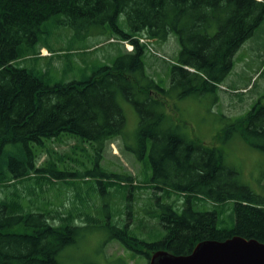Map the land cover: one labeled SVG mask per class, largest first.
Masks as SVG:
<instances>
[{
    "label": "trees",
    "instance_id": "obj_1",
    "mask_svg": "<svg viewBox=\"0 0 264 264\" xmlns=\"http://www.w3.org/2000/svg\"><path fill=\"white\" fill-rule=\"evenodd\" d=\"M51 18L76 37L96 34L127 42L132 50L119 51L111 63L86 78L48 84L19 62L37 55L44 24ZM263 20L264 0H0V187L36 174L38 182L48 176L111 177L124 188L122 226V207L100 223L82 212L23 213L18 203L0 200V264H60V253L84 231L73 224L81 216L104 228L107 240L143 256L147 264L157 251L188 255L204 240L240 236L264 243V185L262 193L254 192L238 169L226 165L223 150L184 136L163 100L172 99L171 91L177 89L178 98L217 89L230 74L234 55ZM171 35L177 38L179 52L165 89L146 73L149 45L143 40L165 42ZM262 98L233 120L222 136H236L264 154ZM121 100L130 103L138 117L131 152L137 159L147 155L150 164L144 187L157 208L150 217L162 230L150 242L139 238L130 225L133 195L140 188L130 175L105 173L98 164L105 146L123 137L126 117ZM68 135L93 145L94 168L81 173L79 162L74 171L62 172L49 161L37 167L38 149ZM173 193L183 197L180 212L174 200L169 201ZM195 197L232 202L233 226H221L214 210H197Z\"/></svg>",
    "mask_w": 264,
    "mask_h": 264
},
{
    "label": "rangeland",
    "instance_id": "obj_2",
    "mask_svg": "<svg viewBox=\"0 0 264 264\" xmlns=\"http://www.w3.org/2000/svg\"><path fill=\"white\" fill-rule=\"evenodd\" d=\"M124 20L121 15L120 21ZM43 30L45 34L35 48L37 55L23 59L19 65L43 76L48 84L81 80L100 65L111 63L119 51L132 50L127 42L96 34L85 39L76 37L71 29L58 25L52 18L44 24ZM143 43L149 45L144 56L146 73L161 87L169 88L171 65L177 61L179 52L177 38L171 35L165 42H147L144 39ZM43 46L46 47L45 51H42ZM179 91H171L172 99H163L165 111L172 116L174 125L179 126L187 138L223 150L226 165L238 169L242 181L254 192L262 193L260 185H264V154L251 149L236 136L224 139L222 135L233 120L242 117L255 101L264 96V20L236 52L230 74L217 89L184 98H178ZM153 96L157 97L155 93ZM261 100L264 101V98ZM120 104L126 117L123 137L105 146L98 164L105 173L130 175L140 188L133 195L130 225L139 238L150 242L155 234L162 232L157 220L150 217L151 210L157 208L154 201L151 202L149 190L144 187L151 175L150 164L147 155L137 159L131 152V148H135L138 117L130 103L121 100ZM7 149L10 152L14 150L12 147ZM95 154L93 145L68 135L38 149L35 163L37 167H43L48 161L54 162L59 171L72 172L82 162L80 170L77 169L82 173L94 168ZM34 175L18 180L7 188L0 187V200L18 203L23 213L54 210L77 216L82 212L99 219L100 223L122 207L120 223L121 226L124 224V188L120 186V181L99 176H66L59 179L48 176L38 182ZM109 181H113L112 185L108 184ZM170 199L174 200L180 212L183 197L173 193ZM161 201L169 203L167 199ZM192 201L197 210L216 211L221 226H233L232 202L212 203L203 197H195ZM82 218H75L73 224L84 231L75 244L60 253V264H147L143 256L128 252L119 243L107 240L109 234L104 228H99L96 223H87ZM57 223L55 220L54 224Z\"/></svg>",
    "mask_w": 264,
    "mask_h": 264
},
{
    "label": "water",
    "instance_id": "obj_3",
    "mask_svg": "<svg viewBox=\"0 0 264 264\" xmlns=\"http://www.w3.org/2000/svg\"><path fill=\"white\" fill-rule=\"evenodd\" d=\"M148 264H264V243L240 236L224 241L204 240L188 255L157 251Z\"/></svg>",
    "mask_w": 264,
    "mask_h": 264
},
{
    "label": "crops",
    "instance_id": "obj_4",
    "mask_svg": "<svg viewBox=\"0 0 264 264\" xmlns=\"http://www.w3.org/2000/svg\"><path fill=\"white\" fill-rule=\"evenodd\" d=\"M42 51H45V48H43V50ZM43 54V53H42ZM22 61V60H21Z\"/></svg>",
    "mask_w": 264,
    "mask_h": 264
},
{
    "label": "bare ground",
    "instance_id": "obj_5",
    "mask_svg": "<svg viewBox=\"0 0 264 264\" xmlns=\"http://www.w3.org/2000/svg\"><path fill=\"white\" fill-rule=\"evenodd\" d=\"M131 49H132V46H131Z\"/></svg>",
    "mask_w": 264,
    "mask_h": 264
}]
</instances>
